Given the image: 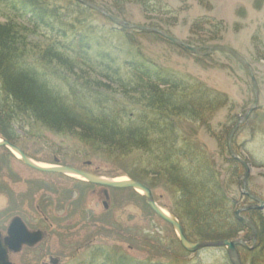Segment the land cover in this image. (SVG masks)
Masks as SVG:
<instances>
[{"label": "rangeland", "instance_id": "obj_1", "mask_svg": "<svg viewBox=\"0 0 264 264\" xmlns=\"http://www.w3.org/2000/svg\"><path fill=\"white\" fill-rule=\"evenodd\" d=\"M47 1L60 10L59 16H64L57 24L70 28L68 47L72 46L74 53L67 50L63 53L71 61L82 63L84 58L93 66L99 63L96 60L99 53L105 51L114 57L122 75L131 79L132 73L124 69V62L140 54L213 91L221 103L202 113L200 120H176L177 132L200 149L193 156L199 153L200 158H208L220 175L226 194L236 202L235 210L260 205L241 191L245 169L230 155L227 145L238 118L246 114L255 100L248 69L224 51L198 55L157 33L118 27L101 13L77 6L74 0ZM94 1L125 22L162 29L190 46L231 47L252 66L258 86V104L236 131L231 146L233 152L252 167L246 191L264 202V0ZM31 20L12 11L6 0H0V26L12 27L14 32L27 37L25 45L30 44L38 51L36 46L42 48L63 39L40 22ZM83 47H86L84 51ZM27 59L52 86L65 90L59 73L34 62L32 56ZM97 68L100 71L101 67ZM86 69L93 70L89 72L93 78L108 84L97 75L98 71ZM110 84L117 95L113 106L125 104L128 107L122 118L140 114V105L125 99L118 84ZM16 124L15 143L38 163L74 167L104 178H151L150 156L142 150L123 155L117 142L110 148L99 142L88 143L70 133L59 134L41 126ZM0 138L3 137L0 135ZM155 151L159 154V147ZM181 161L185 160L180 159L179 164ZM195 164L187 160L184 166L194 169ZM152 169V190L158 204L174 216L181 215L182 211L186 215L178 185L169 183L168 174L155 173L158 170L155 162ZM108 192L110 197L105 207L101 186L76 176L34 170L9 149L0 148V232H5L15 216L22 217L30 229L44 232L40 243L11 254V260L15 264H51V258H58L57 264H231L225 248L186 251L174 228L156 215L145 197L134 189L109 188ZM254 210L255 217L251 211L241 215L257 226L258 215L264 216V207ZM244 226L237 238L251 236L250 228ZM248 245L252 246L251 239ZM240 252L242 259L249 260L242 248ZM260 262L264 264V259Z\"/></svg>", "mask_w": 264, "mask_h": 264}, {"label": "trees", "instance_id": "obj_2", "mask_svg": "<svg viewBox=\"0 0 264 264\" xmlns=\"http://www.w3.org/2000/svg\"><path fill=\"white\" fill-rule=\"evenodd\" d=\"M6 2L21 17L32 19L33 23L40 22L49 32H55L63 39H56L42 48L36 46L39 48L37 51L32 45H25L27 37L14 32L12 27L0 26V135L15 143L16 123L20 122L59 134L70 133L88 143L99 142L110 148L117 142L123 155L132 150H142L150 156L148 170L151 178L136 179L152 188V165L155 162L158 169L155 173L168 174L169 183L178 185L184 203L182 208L187 213L184 215L182 211L181 215L175 216L182 220L188 238L236 239L245 227L235 216L236 202L226 194L224 184L219 180L220 175L208 158H200L199 153L193 156L200 149L188 139L184 140L176 126V120L183 118L200 120L209 108L221 103V99L192 79L168 71L140 54L124 62V69L128 68L132 73L131 79L122 75L121 68L115 66L114 57L105 51L99 53L96 59L99 63L93 66L84 58L82 63L73 62L63 53L66 50L74 53V48L68 47L70 28L57 24L64 17L59 16L60 10L52 7L47 0ZM73 2L92 11L77 0ZM28 56L59 73V78L65 82V90L55 88L45 76L36 72ZM84 66L94 69V72L100 66L97 75L105 78L108 84L93 78L89 74L93 70ZM81 68L83 70H76ZM110 83L122 88L125 99L140 105L144 111H140L141 117L139 113H134L125 120L122 118L128 107L125 104L113 106L117 95ZM157 147L159 154L155 151ZM182 158L185 161H181L180 165ZM186 159L196 162L194 169L185 168ZM251 212L255 217L256 210ZM263 217L259 214L256 220L257 246L252 250L243 249L249 257V260L242 259L244 264H263L260 262L264 259Z\"/></svg>", "mask_w": 264, "mask_h": 264}, {"label": "water", "instance_id": "obj_3", "mask_svg": "<svg viewBox=\"0 0 264 264\" xmlns=\"http://www.w3.org/2000/svg\"><path fill=\"white\" fill-rule=\"evenodd\" d=\"M83 5L94 9L101 14L107 16L110 18L115 24L118 26H121L126 29H137V30H142V31H151L154 33H157L164 38L171 40L175 44L181 45L184 48L190 50L191 52L198 54V55H209L213 51H226L230 53L233 57H235L246 69L250 71V74L252 75V82H253V90L255 93V100L253 102V105L248 109L246 114L244 116H240L238 118V121L236 125L233 127V129L230 132L229 138H228V150L230 154L239 160L241 164L243 165L245 172H244V178H243V185H242V192L243 194L249 196L252 200L256 201L260 205H251L246 208L240 209L236 212V216L239 221L243 222L246 224L250 230H251V239H253V245L249 247L247 244V240L243 239H237V240H230V239H224V240H202V241H191L188 239V237L185 234L184 228L181 224V222L174 217L171 213L166 214L164 211V208L161 207L155 200L152 190L147 187L145 184L138 180H134L131 178H126V179H111V178H104V177H99L95 174L75 169L72 167L68 166H62V165H52L49 167L46 166H40L37 165L35 162H33L32 159H30L17 145L13 144L7 139H1L0 141V147H6L8 149H11L12 151L18 153L22 158V161L28 165L29 167L38 170L40 172H46V173H60V174H75L78 176H81L82 178L86 179V181L96 184L102 187H105L104 194L105 197L108 199V191L107 188H132L136 191H142L144 193V197L146 198V202L151 208V210L158 215L162 220L170 224L174 230L176 231L179 241L183 248L189 252H196L204 248L208 247H225L229 261L231 264H243L240 253L238 250L239 246H242L246 249H253L256 246L257 238H258V231L256 225L250 221L249 219L241 216V213L244 211H249L252 209H259L264 207V202L259 200L256 196L252 195L251 193H248L246 191V186L248 183V178L250 176V172L252 170V167L250 164L246 163L242 159H240L232 150L231 142L232 139L238 130L239 126L241 123L245 122L248 120L250 117V114L256 109L257 104H258V86L257 82L254 78L253 75V69L252 66L245 60V58L240 55L236 50L226 46V45H211V46H206L204 49H206V52H203L200 47H194V46H189L185 42L172 37L168 34H166L164 31L158 28L154 27H149V26H144V25H138V24H133V23H128L125 22L124 20L115 17L114 15L108 13L104 8L101 6L89 1V0H77ZM105 207L107 205L105 204ZM44 238V233L41 231H36V232H31L28 231V229L25 227V225L20 221L19 218H15L8 229V236H6L4 239L1 238L0 235V264H9L8 263V251H13V252H18L22 248L23 245H28V246H34L36 243L40 242ZM52 263H56L57 260L51 258Z\"/></svg>", "mask_w": 264, "mask_h": 264}, {"label": "bare ground", "instance_id": "obj_4", "mask_svg": "<svg viewBox=\"0 0 264 264\" xmlns=\"http://www.w3.org/2000/svg\"><path fill=\"white\" fill-rule=\"evenodd\" d=\"M0 141H1V138H0ZM15 154H16L17 157H19V155L17 153H15ZM33 162H35L37 165H40V166H46V167L51 166V165H44L42 163H38L37 161H34V160H33ZM73 176H76L77 178H81V176H77V175H73ZM117 180H121V179H117ZM137 192L143 195V192L142 191H137ZM164 211H165L166 214H170V212L168 210H166L165 208H164ZM182 226H183V224H182ZM183 228H184V226H183ZM250 232H251V230H250Z\"/></svg>", "mask_w": 264, "mask_h": 264}]
</instances>
